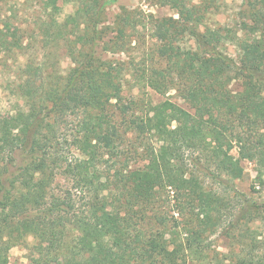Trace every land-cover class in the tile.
<instances>
[{"label": "trees", "instance_id": "obj_1", "mask_svg": "<svg viewBox=\"0 0 264 264\" xmlns=\"http://www.w3.org/2000/svg\"><path fill=\"white\" fill-rule=\"evenodd\" d=\"M9 1L0 0L1 65L27 49ZM39 1L46 12L38 23L43 58L35 68L25 59L28 78L17 87L25 108L0 113V264L29 235L39 254L31 264H264V236L249 225L264 228V202L244 197L223 224L227 201L189 167L203 158L202 171L220 183L225 175L242 177V159L264 164V14L256 9L264 0L252 3L254 25L203 30L209 8L202 2L164 0L178 18L122 7L109 26V0H62L75 4L63 20L60 0ZM142 29L155 46L138 81L161 94L175 89L194 112L170 99L142 104L125 97V62L113 56L128 52ZM187 36L192 46L184 45ZM226 42L238 47V58L224 51ZM61 48L73 64L64 73L48 60ZM62 124L71 127L78 152L71 158L55 152ZM129 144L135 160H146L142 166L125 156ZM59 176L71 185L59 188ZM163 189L196 212L180 240L167 219L149 213ZM221 227L236 250L209 257L203 237Z\"/></svg>", "mask_w": 264, "mask_h": 264}, {"label": "rangeland", "instance_id": "obj_2", "mask_svg": "<svg viewBox=\"0 0 264 264\" xmlns=\"http://www.w3.org/2000/svg\"><path fill=\"white\" fill-rule=\"evenodd\" d=\"M183 1L187 6L191 4H200L202 2V5L205 3L209 8V12L206 16L207 18L204 20L203 24L198 27L200 30L219 27H232L233 29H237L242 25L244 20L248 24H256V17L252 15V11H254V9H252V3H255L256 0ZM58 4L61 7L58 16L59 20L65 19V17L73 13L75 9V4L73 3H65L60 0ZM42 6L39 0H10L7 4L9 15L15 14V23L22 27L24 44L27 45V49L23 53L20 52L19 55L10 58L6 64L1 65L0 63V113L4 114V116L14 114L15 110L19 107L25 108V101L17 92L18 85L24 79L28 78V76L23 73L25 59H27L29 63H32L34 65L33 68H35L37 67L36 65H38V61L43 58L44 52L42 51V42L38 34V23L40 19L46 15ZM122 7L136 9L143 14H152L156 17H179L171 4H164V0H109L105 6L107 25L112 26L116 14ZM256 9L260 14H264V3L256 6ZM149 34H151L150 31L142 29L140 35L136 37L138 41L134 42L133 47L130 48L128 52L115 54L113 56L125 62V70L123 72V93L125 97L127 100L134 98L142 104L145 101L148 102V100H151L153 103H159L166 99H170L183 108L194 112L175 89H170L166 94H161L151 87L142 86L138 81V76L142 75L143 68L148 59L147 51L149 47L153 48L155 46V39H151ZM240 35H242L241 32ZM183 43L186 46H192L194 44V39L187 36L186 39L183 40ZM222 48L224 51H227L229 55L238 58L239 49L235 44L226 42ZM105 55L108 57L111 56V54ZM48 60L54 64V67L60 73L67 72L73 65L71 58L66 54L63 48L58 49ZM36 80H38V78H36ZM233 87L237 88L238 86L235 84ZM68 124L71 125L72 123L69 121ZM69 125L62 124V126H60L61 128L59 127L57 131L59 144L57 145L55 143L54 145L56 154L71 158L74 155H78V152L71 147V127H69ZM127 147L125 156L129 157L130 161H132L130 162L132 167L142 166L146 163V160H142L139 156V161L135 160L137 159V153H135V148L132 144H129ZM232 153L238 156V149L234 148ZM197 155L198 154L194 156L191 155L194 161H197ZM201 160L199 166H194L191 159L189 161V167L191 170L201 175L208 188L218 187L224 200L227 201V207L223 209V224L228 225V223L236 217V214L240 210L241 200L245 199L244 197L253 198L260 203L264 202V164H260L256 160L250 161L248 159H242L241 165L244 169L242 177L230 180L229 177H227L228 175H225L221 178L224 182L219 183L216 182L214 178L206 176L205 172L202 171L205 165L203 162L205 161L203 158ZM260 173H262V176ZM58 183L61 189L71 185V181L68 178L64 179L61 176L58 177ZM80 195L81 194H76L75 199L77 204L82 207L85 200ZM184 202V199L179 193L170 189H163L161 192V199L156 206L155 212H149L151 215L167 219L172 225L171 231L177 233L178 240H180V237H186V234L182 231L186 220H193V216H196V212L191 211L189 206L183 208ZM155 224L156 219H151V225L155 226ZM249 225L251 229H259L258 231L261 235L259 238L264 236V228L261 222L255 221ZM244 228L248 229L249 227L245 226ZM250 228L248 229V234H250ZM167 237H170V233L167 234ZM36 243L37 240L32 235L27 236L23 240L20 239L17 244L13 245L9 250L7 264H31V257L36 254L39 255L35 249ZM172 247L173 245H170V248ZM203 248L209 257L215 256L216 254L223 256L224 254L233 253L236 250V244L233 242L232 238L224 234L221 227L215 232L205 233L203 237ZM188 264L202 263L199 260H190Z\"/></svg>", "mask_w": 264, "mask_h": 264}]
</instances>
